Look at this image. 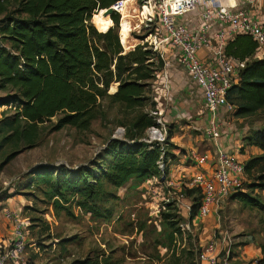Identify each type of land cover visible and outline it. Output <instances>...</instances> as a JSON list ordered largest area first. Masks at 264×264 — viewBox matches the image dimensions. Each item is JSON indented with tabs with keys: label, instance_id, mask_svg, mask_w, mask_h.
Here are the masks:
<instances>
[{
	"label": "trees",
	"instance_id": "16d2710c",
	"mask_svg": "<svg viewBox=\"0 0 264 264\" xmlns=\"http://www.w3.org/2000/svg\"><path fill=\"white\" fill-rule=\"evenodd\" d=\"M124 1L0 0V92H5L0 96V153L11 147L0 164V172L22 149L36 146L41 130L54 120L56 131L66 126L85 131L107 102L136 113L127 125V139L111 140L99 158L101 162H95L94 167L43 165L34 171L25 190L36 188L44 196L41 201L50 205L55 215H71L69 207L74 206L84 214L107 220L113 215L112 201L118 199L114 191L134 178L145 181L162 176L159 162L166 166L171 160L165 144L144 141L148 130L159 126L150 113L157 108L150 90L165 61L146 45L126 52L115 28L104 33L93 24L95 18L104 17L113 7L116 10ZM136 1L139 5L144 0ZM105 18L119 26L116 12ZM256 49L249 36L236 37L226 48L229 57L249 59L240 71L238 85L227 95L235 107L233 115L239 118L264 110V58H254ZM112 86L117 90L113 94ZM172 136L170 131L168 139ZM244 142L264 151V129L244 137ZM245 172L250 180L246 192L233 194L229 199L244 208L260 210L263 205L258 194L264 193V154L246 161ZM164 173L168 174L167 166ZM196 192L201 193L199 189H189L187 193L194 199L192 220L201 205L202 196L195 197ZM15 196L7 194L0 202ZM162 217L171 228V247H179L180 221L170 213H163ZM38 221L39 218L33 219L31 227ZM252 223L264 237V220L258 213ZM231 241L233 247H244L255 239L239 234ZM261 249L264 254V245ZM176 259L175 264H182L181 257ZM74 264L112 263L109 258L95 257ZM259 264H264V258Z\"/></svg>",
	"mask_w": 264,
	"mask_h": 264
},
{
	"label": "rangeland",
	"instance_id": "374dc122",
	"mask_svg": "<svg viewBox=\"0 0 264 264\" xmlns=\"http://www.w3.org/2000/svg\"><path fill=\"white\" fill-rule=\"evenodd\" d=\"M137 3L136 0H126L119 7L116 6L117 11L114 12L120 16L118 27L105 17L93 20L94 26L101 32L115 28L126 52L138 45L147 46L156 36L152 27L146 24L144 27L142 7L139 10ZM199 12H195L194 18ZM160 37L157 36L158 39ZM167 48L165 81L161 83L159 80L155 84V78L150 90V97L157 103L158 118L164 124L167 136L164 148L171 154V160L166 164V178L159 176L145 181L134 178L124 188L113 190L118 199L112 201L113 215L107 220L84 214L74 206L69 207L71 215L65 212L55 215L53 208L41 201L44 197L42 193L34 187L25 190L34 171L43 165L69 169L94 167L95 162H101L99 158L110 141L115 139L119 129L124 130L122 140L127 139V125L136 113L107 102L104 110L85 131L71 126L56 131L57 120H54L41 130L36 146L22 149L0 172V198L17 194L15 197L18 198L12 204L22 208L18 214L29 223L23 264H74L95 257L109 258L112 264H175L176 257H181L182 264H203L197 255L201 244H206L213 237L224 239L225 236L232 240L239 234L246 238L253 236L254 243L244 247L232 246L229 255L225 251L221 253L218 264H259L264 258L261 249L264 237L252 227L255 213L264 220V193L258 194L263 205L260 210L247 209L239 202L227 199L217 215L204 220L195 219L194 222L190 218L194 199L187 195L189 189L186 184L195 173L210 163L197 162L201 163L199 168L191 157L193 154L200 158L206 154L214 156L215 142L213 137L211 140L205 137L207 127L200 125L197 113L203 106L201 94L182 67L172 60L170 44ZM153 52L160 56L159 51ZM112 87L111 93L116 90L115 86ZM4 94L0 92V96ZM228 116L235 132L239 133V129L244 131V137H251L256 131L264 129V110L247 118L233 114ZM170 131L173 136L169 140ZM149 135L150 131L147 137ZM241 151H244L243 148ZM10 152L11 147L0 153V164ZM262 152L256 151L255 156L263 155ZM238 153L239 145L236 157ZM249 183L247 177L245 184ZM196 196H201V193L196 192ZM163 213H170L180 221L182 236L178 241L179 247H171V228L164 221ZM37 218L39 221L31 227L32 220ZM60 242H64L65 246L60 245Z\"/></svg>",
	"mask_w": 264,
	"mask_h": 264
},
{
	"label": "built area",
	"instance_id": "2783aa9c",
	"mask_svg": "<svg viewBox=\"0 0 264 264\" xmlns=\"http://www.w3.org/2000/svg\"><path fill=\"white\" fill-rule=\"evenodd\" d=\"M260 1L239 0V8L231 5L232 0H144L140 4L145 24L156 31L154 40L149 41L147 46L152 51H159L166 63L156 73L155 84L159 80L161 83L165 81V68L168 64L165 56L170 44L172 60L182 67L191 83L202 93L205 110L211 119L205 130L208 139L222 135L219 119L221 110L228 114L235 112L227 95L233 86L238 85L240 71L245 67L243 62L226 55L227 46L238 36H249L256 43L258 53L264 50V22L256 21L248 10V7L256 6ZM198 10L200 12L194 18ZM158 35H161L159 39ZM203 49L209 51L204 58H200L199 53ZM150 113L156 117L159 126L148 130L150 135L145 142L165 144L167 136L164 124L158 118L159 109L151 110ZM123 136L124 130L119 129L114 138L122 140ZM191 159L199 168L201 163L210 161L207 167L195 173L186 184L188 189L201 191V205L195 219L204 220L217 215V211L230 196L246 192L245 162L232 153L216 146L214 156L206 154L200 158L193 154ZM159 166L163 171L160 177L165 179V165L160 161ZM5 217L12 224L13 233L10 243H0V264H23L29 223L11 210L5 211ZM231 247L229 237H213L206 244H201L198 259L203 264H218L221 253L225 251L229 255Z\"/></svg>",
	"mask_w": 264,
	"mask_h": 264
},
{
	"label": "crops",
	"instance_id": "0c3cea01",
	"mask_svg": "<svg viewBox=\"0 0 264 264\" xmlns=\"http://www.w3.org/2000/svg\"><path fill=\"white\" fill-rule=\"evenodd\" d=\"M231 5H233L235 8H239V0H232ZM138 7H139V5H138ZM139 10H141L140 7H139ZM248 10L250 11V14L252 15V17L256 21L264 22V0H261L258 3V5H256V6L248 7ZM198 12H199V10H198ZM208 51L209 50H207V49L201 51L199 53V57L204 58L208 54ZM254 58H258V59L264 58V50L262 52L258 53L257 49H256ZM236 60L239 62H243L245 65L249 61V59H247L245 61H241L238 59H236ZM197 91L202 96V93L200 92V90L197 89ZM202 102H203V106L197 114L200 117L199 120L201 121V123H200L201 127H202V125L208 127V122L210 121V115L205 110L203 96H202ZM219 115H220L219 119H220L221 126H222V135L220 137H216V138L212 139L215 142L214 143L215 147H213V153L214 154L216 152V146H219L221 149H223L229 153H232L236 157L238 145H239V153H238L237 158L246 162L250 158L256 157L255 156L256 151H260L261 154L263 153L260 149L254 147V146L253 147H249V146L245 147V142L243 141L244 136H245V135H243L244 131L241 132V130L239 129V133L235 132L236 130L234 129V126H233L234 124L229 121V116H228L229 114L225 110H221ZM209 144H210V142H209ZM242 148L244 151L240 152V149H242ZM194 168H196V167H194ZM17 198L18 197H12V198H9L7 201L0 202V243H3V244L10 243L11 236L13 233V228H12V224L5 217V211L11 210V211H14L16 213H19L20 211H22V208L18 207L19 208L18 209L17 207L13 206V204H12V201H15Z\"/></svg>",
	"mask_w": 264,
	"mask_h": 264
},
{
	"label": "water",
	"instance_id": "95a60500",
	"mask_svg": "<svg viewBox=\"0 0 264 264\" xmlns=\"http://www.w3.org/2000/svg\"><path fill=\"white\" fill-rule=\"evenodd\" d=\"M114 11H115L114 8L109 9L108 11L105 12L104 17H106V16L109 15V14L114 13ZM104 33H105V32H104ZM116 91H117V90H116ZM116 91H115V92H116ZM115 92H113V93H115ZM113 93H111V94H113Z\"/></svg>",
	"mask_w": 264,
	"mask_h": 264
},
{
	"label": "bare ground",
	"instance_id": "6f19581e",
	"mask_svg": "<svg viewBox=\"0 0 264 264\" xmlns=\"http://www.w3.org/2000/svg\"><path fill=\"white\" fill-rule=\"evenodd\" d=\"M118 7L120 6V3L117 5ZM142 17H143V19H144V27H145V16H144V14L142 13Z\"/></svg>",
	"mask_w": 264,
	"mask_h": 264
}]
</instances>
